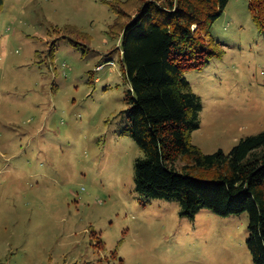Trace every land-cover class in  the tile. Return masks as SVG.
Wrapping results in <instances>:
<instances>
[{
  "label": "rangeland",
  "instance_id": "rangeland-1",
  "mask_svg": "<svg viewBox=\"0 0 264 264\" xmlns=\"http://www.w3.org/2000/svg\"><path fill=\"white\" fill-rule=\"evenodd\" d=\"M122 1L128 13L139 5ZM113 3L5 0L0 264H254L248 213L183 216L178 200L137 191L144 153L125 133L130 84ZM211 31L226 54L187 73L204 104L193 142L229 153L264 130V33L249 0H231Z\"/></svg>",
  "mask_w": 264,
  "mask_h": 264
},
{
  "label": "trees",
  "instance_id": "trees-1",
  "mask_svg": "<svg viewBox=\"0 0 264 264\" xmlns=\"http://www.w3.org/2000/svg\"><path fill=\"white\" fill-rule=\"evenodd\" d=\"M230 1L139 0L128 13L124 1L114 0L119 18L111 34L121 40L130 84L125 133L144 153L135 163L137 191L178 200L183 216L204 208L223 216L248 213L247 245L254 264H264V130L241 138L229 153H205L193 142L204 104L187 73L226 54L211 29ZM4 4L0 0V14ZM249 8L264 33V0H249Z\"/></svg>",
  "mask_w": 264,
  "mask_h": 264
},
{
  "label": "built area",
  "instance_id": "built-area-1",
  "mask_svg": "<svg viewBox=\"0 0 264 264\" xmlns=\"http://www.w3.org/2000/svg\"><path fill=\"white\" fill-rule=\"evenodd\" d=\"M103 67V65L100 66V68Z\"/></svg>",
  "mask_w": 264,
  "mask_h": 264
}]
</instances>
